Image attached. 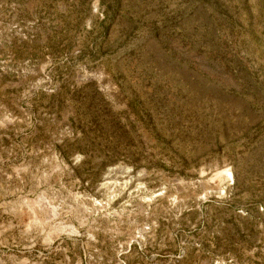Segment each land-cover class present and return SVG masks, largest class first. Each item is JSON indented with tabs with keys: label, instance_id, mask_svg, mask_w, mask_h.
<instances>
[{
	"label": "rangeland",
	"instance_id": "rangeland-1",
	"mask_svg": "<svg viewBox=\"0 0 264 264\" xmlns=\"http://www.w3.org/2000/svg\"><path fill=\"white\" fill-rule=\"evenodd\" d=\"M0 264H264V0H0Z\"/></svg>",
	"mask_w": 264,
	"mask_h": 264
}]
</instances>
